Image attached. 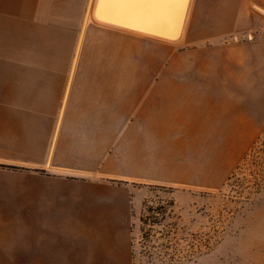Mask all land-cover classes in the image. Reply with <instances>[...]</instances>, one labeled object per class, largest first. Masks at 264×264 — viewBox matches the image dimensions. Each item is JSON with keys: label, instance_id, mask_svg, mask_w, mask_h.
Wrapping results in <instances>:
<instances>
[{"label": "rangeland", "instance_id": "374dc122", "mask_svg": "<svg viewBox=\"0 0 264 264\" xmlns=\"http://www.w3.org/2000/svg\"><path fill=\"white\" fill-rule=\"evenodd\" d=\"M253 9L249 18H203L199 32H190L191 17L177 42L83 26L76 57L91 58L92 72H116L118 100L132 95L134 122L132 151L118 156V172H129L120 164L131 158L132 176L106 178L124 188L127 205L117 224L102 209L100 225L81 226L86 237L93 228L101 243L131 248V225L139 223L144 200L160 195L176 200L187 248L192 232L212 236L223 225L221 241L187 264H264V0ZM44 261L51 264L0 257V264Z\"/></svg>", "mask_w": 264, "mask_h": 264}, {"label": "crops", "instance_id": "0c3cea01", "mask_svg": "<svg viewBox=\"0 0 264 264\" xmlns=\"http://www.w3.org/2000/svg\"><path fill=\"white\" fill-rule=\"evenodd\" d=\"M150 1L153 14L170 11L164 0H124L136 16L150 13ZM255 1L192 0L187 27L191 17L190 32L207 17H252ZM90 2L0 0V164L20 167L0 166V257L132 264L131 248L81 228L100 225L102 209L119 223L128 196L106 178L132 176L131 158L118 172V156L132 151V95L119 101L116 72H92L91 58L76 57Z\"/></svg>", "mask_w": 264, "mask_h": 264}, {"label": "trees", "instance_id": "16d2710c", "mask_svg": "<svg viewBox=\"0 0 264 264\" xmlns=\"http://www.w3.org/2000/svg\"><path fill=\"white\" fill-rule=\"evenodd\" d=\"M0 166L12 169L20 168L15 165L0 164ZM152 186L167 192L174 191L173 187L158 184ZM206 193L208 192L205 191L202 195L204 196ZM157 196V199L147 198L144 200L145 211L139 216V223L134 221L131 225L132 264H187L189 260L210 250L221 241L223 225L220 222L212 236L203 231L192 232L189 247H185L183 245L185 236L179 235L181 215L176 214L173 210L176 200ZM169 210L174 213L171 216L174 217V220L167 222L170 215ZM133 215L135 216L134 213ZM162 225L169 226L163 228ZM172 233L175 234L174 237L171 236Z\"/></svg>", "mask_w": 264, "mask_h": 264}, {"label": "water", "instance_id": "95a60500", "mask_svg": "<svg viewBox=\"0 0 264 264\" xmlns=\"http://www.w3.org/2000/svg\"><path fill=\"white\" fill-rule=\"evenodd\" d=\"M191 3L192 0H179V4L174 5L172 0H164L159 6L170 11L153 14L155 11L152 10L158 6L150 1L148 6L150 13L136 16L132 12L134 7L127 5L124 0H91L86 14L90 13L93 24L136 31L137 34L147 37L177 42L183 36Z\"/></svg>", "mask_w": 264, "mask_h": 264}, {"label": "bare ground", "instance_id": "6f19581e", "mask_svg": "<svg viewBox=\"0 0 264 264\" xmlns=\"http://www.w3.org/2000/svg\"><path fill=\"white\" fill-rule=\"evenodd\" d=\"M85 16V20H84V26L85 25H87L88 23H90L91 22V18H90V13L88 12L86 15H84ZM189 19V18H188ZM188 21V20H187ZM186 30H187V23H186V26H185V29H184V33H183V36H182V38L183 37H185V35H186ZM140 34V33H139ZM140 35H142V36H144L143 34H140ZM181 38V39H182ZM180 39V40H181ZM184 39V38H183Z\"/></svg>", "mask_w": 264, "mask_h": 264}]
</instances>
